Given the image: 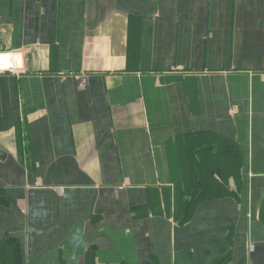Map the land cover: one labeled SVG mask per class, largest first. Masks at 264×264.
<instances>
[{"label": "crops", "instance_id": "obj_1", "mask_svg": "<svg viewBox=\"0 0 264 264\" xmlns=\"http://www.w3.org/2000/svg\"><path fill=\"white\" fill-rule=\"evenodd\" d=\"M0 48V264H264V0H0ZM199 134L243 166L182 223Z\"/></svg>", "mask_w": 264, "mask_h": 264}, {"label": "trees", "instance_id": "obj_2", "mask_svg": "<svg viewBox=\"0 0 264 264\" xmlns=\"http://www.w3.org/2000/svg\"><path fill=\"white\" fill-rule=\"evenodd\" d=\"M177 156L183 182L177 183L176 215L185 223L201 202L229 194L230 180L241 175L243 155L234 141L199 134L181 140ZM261 218L264 221V201Z\"/></svg>", "mask_w": 264, "mask_h": 264}, {"label": "built area", "instance_id": "obj_3", "mask_svg": "<svg viewBox=\"0 0 264 264\" xmlns=\"http://www.w3.org/2000/svg\"><path fill=\"white\" fill-rule=\"evenodd\" d=\"M24 49H2L0 48V73L11 72L20 74L24 71ZM21 57L19 61L17 57ZM80 78V76H77ZM81 79V78H80Z\"/></svg>", "mask_w": 264, "mask_h": 264}, {"label": "bare ground", "instance_id": "obj_4", "mask_svg": "<svg viewBox=\"0 0 264 264\" xmlns=\"http://www.w3.org/2000/svg\"><path fill=\"white\" fill-rule=\"evenodd\" d=\"M17 59L20 61L21 60V57L19 56V57H17Z\"/></svg>", "mask_w": 264, "mask_h": 264}, {"label": "rangeland", "instance_id": "obj_5", "mask_svg": "<svg viewBox=\"0 0 264 264\" xmlns=\"http://www.w3.org/2000/svg\"><path fill=\"white\" fill-rule=\"evenodd\" d=\"M6 73H11V72H6Z\"/></svg>", "mask_w": 264, "mask_h": 264}]
</instances>
